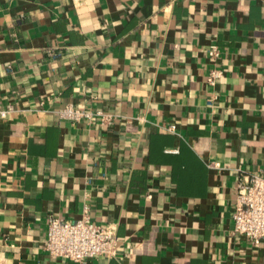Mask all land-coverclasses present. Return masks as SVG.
<instances>
[{
  "label": "crops",
  "instance_id": "obj_1",
  "mask_svg": "<svg viewBox=\"0 0 264 264\" xmlns=\"http://www.w3.org/2000/svg\"><path fill=\"white\" fill-rule=\"evenodd\" d=\"M0 105V264H264L233 232L264 169V0H0ZM85 206L116 257H51L49 217Z\"/></svg>",
  "mask_w": 264,
  "mask_h": 264
},
{
  "label": "built area",
  "instance_id": "obj_2",
  "mask_svg": "<svg viewBox=\"0 0 264 264\" xmlns=\"http://www.w3.org/2000/svg\"><path fill=\"white\" fill-rule=\"evenodd\" d=\"M210 49L217 59L221 54L219 46L211 45ZM223 76L224 70L215 66L210 69L207 82L215 86ZM44 103L45 101H41V104ZM13 111L11 105H0V122L7 119ZM59 115L73 122L98 118L100 124L106 127L114 121L113 115L102 109H83L73 103L65 105ZM166 129L175 131L176 125H168ZM209 165L216 167L219 163L214 161ZM233 232L245 236L254 245H259L264 240V169L248 172L239 178L233 209ZM118 243L116 227L95 222L88 206H85L82 216L76 220L54 215L49 217L44 248L51 257L82 263L92 257H116Z\"/></svg>",
  "mask_w": 264,
  "mask_h": 264
}]
</instances>
